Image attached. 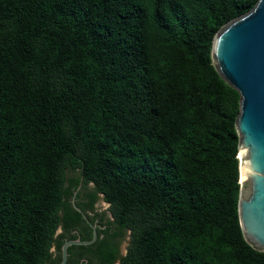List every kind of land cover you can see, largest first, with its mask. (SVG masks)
<instances>
[{
  "label": "trees",
  "instance_id": "1",
  "mask_svg": "<svg viewBox=\"0 0 264 264\" xmlns=\"http://www.w3.org/2000/svg\"><path fill=\"white\" fill-rule=\"evenodd\" d=\"M257 2L0 0V264L49 263L82 179L130 231L120 264H264L239 218L241 96L212 59Z\"/></svg>",
  "mask_w": 264,
  "mask_h": 264
},
{
  "label": "water",
  "instance_id": "2",
  "mask_svg": "<svg viewBox=\"0 0 264 264\" xmlns=\"http://www.w3.org/2000/svg\"><path fill=\"white\" fill-rule=\"evenodd\" d=\"M212 59L220 76L241 96L236 121L241 184L239 218L245 240L264 252V0H258L252 10L219 30ZM101 196L105 199L104 194ZM97 238L95 232L91 241L67 242L61 264H67L70 246L90 245Z\"/></svg>",
  "mask_w": 264,
  "mask_h": 264
},
{
  "label": "flooded vegetation",
  "instance_id": "3",
  "mask_svg": "<svg viewBox=\"0 0 264 264\" xmlns=\"http://www.w3.org/2000/svg\"><path fill=\"white\" fill-rule=\"evenodd\" d=\"M73 177L67 178L71 180ZM91 186L92 183L85 184L82 179L67 197L66 201L73 212L63 209L60 213L62 222L56 232L51 250L52 257L48 264H61L63 246L67 242L91 241L95 232L98 238L94 243L73 245L68 248L67 264H105L113 251L112 264H120L126 256L131 239V235L128 237L129 230L122 229L116 223L111 206L105 199L103 203L109 206L104 210L101 193L95 185L93 188Z\"/></svg>",
  "mask_w": 264,
  "mask_h": 264
},
{
  "label": "rangeland",
  "instance_id": "4",
  "mask_svg": "<svg viewBox=\"0 0 264 264\" xmlns=\"http://www.w3.org/2000/svg\"><path fill=\"white\" fill-rule=\"evenodd\" d=\"M78 174H79V172H68L67 175H68V178H71V177H73L75 175H78ZM93 187H94V185L91 186V188H93ZM100 198H101L102 205L104 206V210H107L106 207H108L109 205L103 203L104 200H103V198H102L101 195H100ZM128 237H130V234L129 233H128Z\"/></svg>",
  "mask_w": 264,
  "mask_h": 264
},
{
  "label": "bare ground",
  "instance_id": "5",
  "mask_svg": "<svg viewBox=\"0 0 264 264\" xmlns=\"http://www.w3.org/2000/svg\"><path fill=\"white\" fill-rule=\"evenodd\" d=\"M242 153V152H241ZM242 163H243V159H241ZM242 180H244V171L242 169Z\"/></svg>",
  "mask_w": 264,
  "mask_h": 264
}]
</instances>
